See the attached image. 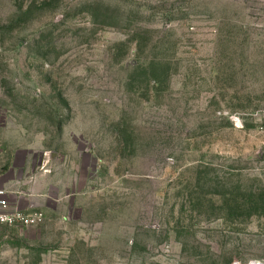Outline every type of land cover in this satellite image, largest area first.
Segmentation results:
<instances>
[{
	"label": "rangeland",
	"instance_id": "1",
	"mask_svg": "<svg viewBox=\"0 0 264 264\" xmlns=\"http://www.w3.org/2000/svg\"><path fill=\"white\" fill-rule=\"evenodd\" d=\"M28 180L47 218L0 264L264 263V0H0V186Z\"/></svg>",
	"mask_w": 264,
	"mask_h": 264
},
{
	"label": "built area",
	"instance_id": "2",
	"mask_svg": "<svg viewBox=\"0 0 264 264\" xmlns=\"http://www.w3.org/2000/svg\"><path fill=\"white\" fill-rule=\"evenodd\" d=\"M12 191L0 188V229L2 227H32L42 225L47 215L41 209L22 210L10 201Z\"/></svg>",
	"mask_w": 264,
	"mask_h": 264
},
{
	"label": "crops",
	"instance_id": "3",
	"mask_svg": "<svg viewBox=\"0 0 264 264\" xmlns=\"http://www.w3.org/2000/svg\"><path fill=\"white\" fill-rule=\"evenodd\" d=\"M10 179H11L10 183L11 181H13L14 183L15 178L12 176V178ZM29 180L27 181L28 183H25L28 185L27 187L10 186V188H7V187L0 186V188H5V189L12 191V193L10 194V201L13 206H16L22 210H28V209H31L32 205H34V206H38V209L43 210V208H41L42 205L40 204V202H37L38 199L35 195L36 193L40 192L39 187L36 185L37 182L30 183ZM43 195L46 196V194H43ZM43 211L45 212V210Z\"/></svg>",
	"mask_w": 264,
	"mask_h": 264
},
{
	"label": "bare ground",
	"instance_id": "4",
	"mask_svg": "<svg viewBox=\"0 0 264 264\" xmlns=\"http://www.w3.org/2000/svg\"><path fill=\"white\" fill-rule=\"evenodd\" d=\"M249 264H264V263H260V262H256V261H254V262H251V263H249Z\"/></svg>",
	"mask_w": 264,
	"mask_h": 264
}]
</instances>
